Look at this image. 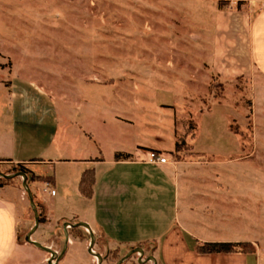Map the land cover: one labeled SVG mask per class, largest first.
Segmentation results:
<instances>
[{
  "label": "crops",
  "instance_id": "0c3cea01",
  "mask_svg": "<svg viewBox=\"0 0 264 264\" xmlns=\"http://www.w3.org/2000/svg\"><path fill=\"white\" fill-rule=\"evenodd\" d=\"M189 2L213 28V70L224 79L252 80L254 136L247 144L228 132L225 144L235 149L224 150V131L215 143L196 137L189 158L159 164L151 163L149 154L180 155L176 145L149 146L139 138L106 157L95 151L100 143L78 117V125L63 132L91 144L58 146L66 119L49 91L28 74L0 71V162L53 176V182H30L28 176L32 192L42 194L46 182L56 191L55 196L42 194L48 223H88L111 249L152 244L158 264H264V158L258 150L264 151V132H259L264 123L257 111L264 112V0ZM117 153L133 157L117 161ZM90 170L95 182L87 197L80 180ZM15 178L0 186V264L19 250V227L27 224L31 207L23 178L21 183ZM205 243H248L251 250L202 254L198 249Z\"/></svg>",
  "mask_w": 264,
  "mask_h": 264
},
{
  "label": "rangeland",
  "instance_id": "374dc122",
  "mask_svg": "<svg viewBox=\"0 0 264 264\" xmlns=\"http://www.w3.org/2000/svg\"><path fill=\"white\" fill-rule=\"evenodd\" d=\"M193 8L189 0H0V71L28 74L49 91L66 119L58 146L91 144L63 132V127H76L80 117L100 143L95 151L106 157L144 138L149 146L178 145L180 155L166 152L165 157L185 159L194 138L215 143L223 131L224 150L235 149L225 144L228 132L246 144L254 136L252 80L224 79L213 70V28ZM257 111L264 123L262 108ZM259 149L264 158L263 147ZM20 169L29 171L0 162L5 175ZM16 179L21 183V177ZM33 194L44 217L33 240L60 255L64 224L75 223L50 225L43 195L38 190ZM26 219L19 227V250L3 264H49L50 254L25 242L35 225L31 207ZM68 232L67 252L53 264H98L88 251L89 232L82 227ZM94 235V252L102 255V264H117L135 248L145 250L144 256L134 254L124 264H153L145 262L152 244L111 249L101 235Z\"/></svg>",
  "mask_w": 264,
  "mask_h": 264
},
{
  "label": "water",
  "instance_id": "95a60500",
  "mask_svg": "<svg viewBox=\"0 0 264 264\" xmlns=\"http://www.w3.org/2000/svg\"><path fill=\"white\" fill-rule=\"evenodd\" d=\"M15 177H22L24 182H23V186H24V189L26 191V194L29 198V201H30V206L32 208V211L34 213V216H35V225L33 227V229L27 234L25 240H26V243H29V244H32L33 246H35L36 248L48 253L51 255V259L49 261V264H53V260H56V262L58 263L66 254L67 252V249H68V246H69V232H68V229L69 228H73V227H77V228H85L89 234H90V237H91V244H90V247H89V254L93 255L94 257H96L98 259V264H102L104 262V258L102 257L101 254H97L94 252V245H95V242H96V237L94 235V232L92 230V228L90 227V225L88 223H78V224H70V223H65L64 224V232H65V244H64V249L62 251V253L59 255L56 251H54L53 249L49 248V247H46L44 245H42L41 243L37 242V241H34L32 240V236L36 233V231L38 230L39 226H40V214H39V211H38V208H37V205H36V202H35V198H34V194L30 188V185L28 183V175L25 173V172H20V173H17L15 175H5L3 173H0V178H4V179H7V180H11ZM134 254H139L141 255V257L144 256L145 252L142 248H135V249H132L125 257H123L117 264H124L126 261H128L130 258H132V256ZM139 262H143L142 261V258L139 259ZM145 262H153V264H158L157 261H156V258L154 256H150L146 259Z\"/></svg>",
  "mask_w": 264,
  "mask_h": 264
},
{
  "label": "trees",
  "instance_id": "16d2710c",
  "mask_svg": "<svg viewBox=\"0 0 264 264\" xmlns=\"http://www.w3.org/2000/svg\"><path fill=\"white\" fill-rule=\"evenodd\" d=\"M0 56H1V54H0ZM176 150L177 151L179 150L178 145H176ZM128 158H130V155L124 154V153H117L115 155V159L117 161L127 160ZM18 166L24 167L23 165H18ZM20 170L25 172V173L30 174V176H31V178H29L30 182H34V181H50V182H53L54 181L53 176H48V177L36 176L31 171H27V169H20ZM10 181L11 180L2 179V181H0V186L8 183ZM94 182H95L94 171L90 170V171L84 172V174L82 175L81 180H80V190L87 197L92 196V191H93L92 188H93ZM36 205H37L38 209H41L39 204H36ZM43 222H44V217L42 216V213H40V224ZM77 229H78L77 227L71 228V230H77ZM25 242H26V240H25ZM19 243H20V241H19ZM250 248L251 247L248 243H239V244H234V243H205L202 246H200L198 250L202 254H217V253H232V252H237V251L249 252L251 250ZM151 254H152V252H151Z\"/></svg>",
  "mask_w": 264,
  "mask_h": 264
},
{
  "label": "built area",
  "instance_id": "2783aa9c",
  "mask_svg": "<svg viewBox=\"0 0 264 264\" xmlns=\"http://www.w3.org/2000/svg\"><path fill=\"white\" fill-rule=\"evenodd\" d=\"M149 156H150L149 161L151 163H159V164H167L168 163V159L166 157H161L160 155H157L154 152H151L149 154ZM42 194L43 195H50V196L56 195V191L50 182H46L44 184L43 189H42Z\"/></svg>",
  "mask_w": 264,
  "mask_h": 264
}]
</instances>
